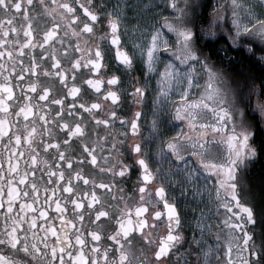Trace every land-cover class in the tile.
<instances>
[{"label": "snow or ice", "instance_id": "snow-or-ice-1", "mask_svg": "<svg viewBox=\"0 0 264 264\" xmlns=\"http://www.w3.org/2000/svg\"><path fill=\"white\" fill-rule=\"evenodd\" d=\"M162 4L129 48L127 0H0V264H264V187H243L264 153V0ZM230 49L261 75L226 71ZM173 181L186 199L214 184L223 220L201 212L187 238Z\"/></svg>", "mask_w": 264, "mask_h": 264}, {"label": "flooded vegetation", "instance_id": "flooded-vegetation-1", "mask_svg": "<svg viewBox=\"0 0 264 264\" xmlns=\"http://www.w3.org/2000/svg\"><path fill=\"white\" fill-rule=\"evenodd\" d=\"M179 2L181 4L183 3L180 0ZM200 2L207 5H212L213 3L216 2V0H200ZM111 3L115 4L116 0H111ZM127 3L131 7L127 12V16L124 20V24L121 27V32L125 33L123 39L127 42L128 47L131 48V35H132L133 26L137 25L138 23L141 25L152 23V21L155 19L154 6L160 5V7L163 8L164 5L162 4V0H127ZM137 4H140L141 7L136 8L135 5ZM144 5H150L151 7L145 8ZM209 11H210L209 7L204 8V12L206 15L209 13ZM222 43H223L222 40L217 41L215 43H213L212 41H208L205 44V50L206 51L211 50L213 54V58H215L216 56L215 49L219 47V45ZM220 55H223V53H221ZM224 64L231 66L225 69L226 71L229 72L240 70V68L243 66L245 68L250 69L257 77L261 75V72L259 70V65H254L253 61L247 58V53L244 51L230 49L228 56L225 57L224 59ZM219 66L223 67V65H219ZM137 76H141L142 78V73L139 71L138 66H137V70L133 71L131 73V76L125 81V87H128L130 90V80ZM152 83L153 86H155V80H153ZM198 95L199 93H196L194 95V98H189V99L190 100L196 99ZM174 103H180V101L176 100L174 101ZM141 107H142L141 105L132 103L131 98H128L125 102V107L122 109V111L125 115L130 117L137 108H141ZM144 111L146 113V116L142 118L141 124L142 127L147 128L148 123L151 120V97H149L148 101L146 102V106H144ZM213 120H214V116L210 111L207 110L199 111V123H211ZM176 123L179 124L180 122H176ZM176 131H185V132L190 131L187 122L186 121L183 122V128L177 127L173 129L171 125L167 121H165V126L162 128V132L165 135L168 136L174 135ZM212 137H213V133L209 131L208 139L211 141V143L208 148V155L210 158H217L222 154L225 145L219 143L220 141L219 135L215 137V140H212ZM162 166L163 168L167 169L168 164L166 162H162ZM153 168H155V163H153ZM98 178L100 177L98 176ZM213 179L215 178L213 177ZM200 184L205 185V182L201 180ZM249 185L251 186V190L256 195L258 201L261 188L264 187V153H262L259 156V158L255 160L254 163H251L246 170V174H243V187L248 188ZM206 188L211 189V197L209 196L208 191L205 190L203 192V197H204L203 200H201L199 194L196 195L195 199H192L191 192L193 191V189L190 187L188 189L190 195L186 199L184 196L181 195V191H182L181 185L176 184L175 181H173L172 187L168 189L169 196L175 195L177 199V203L179 205V210L181 212V217H182L181 231H183L186 237L189 239L191 238L192 235L191 225L194 223V219H193L194 216H199L201 212H203L204 217L210 219L212 224L215 225L217 221L223 220V218L226 215V210L223 207H219L220 201L216 200L215 198V185L207 184ZM207 219L205 222H207ZM222 227L223 225H221V228ZM258 229H259V221H258L257 230ZM214 235L215 233H213V236ZM184 248L187 249L188 244H184ZM192 259L194 262L195 257H193ZM29 264H31L30 259H29ZM169 264H175V256H173Z\"/></svg>", "mask_w": 264, "mask_h": 264}, {"label": "rangeland", "instance_id": "rangeland-1", "mask_svg": "<svg viewBox=\"0 0 264 264\" xmlns=\"http://www.w3.org/2000/svg\"><path fill=\"white\" fill-rule=\"evenodd\" d=\"M180 1L183 2V0H180ZM219 1L224 2V0H219ZM229 24H230V21H229ZM193 93L195 95L196 93H199V90L193 89ZM194 95H190L189 98H194Z\"/></svg>", "mask_w": 264, "mask_h": 264}]
</instances>
